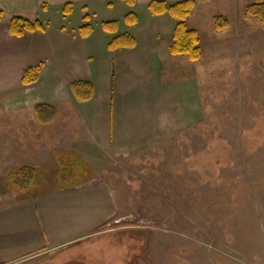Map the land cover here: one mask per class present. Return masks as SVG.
Returning a JSON list of instances; mask_svg holds the SVG:
<instances>
[{"label": "rangeland", "instance_id": "374dc122", "mask_svg": "<svg viewBox=\"0 0 264 264\" xmlns=\"http://www.w3.org/2000/svg\"><path fill=\"white\" fill-rule=\"evenodd\" d=\"M251 2L200 1L187 19L202 36L201 122L134 156L79 157L75 184L104 182L115 213L90 236L13 264H264V24L243 16ZM87 9L94 27L109 17L103 4ZM12 109L0 107V206L60 186L56 163L41 162L29 189L14 187L35 151L4 129L38 124Z\"/></svg>", "mask_w": 264, "mask_h": 264}, {"label": "crops", "instance_id": "0c3cea01", "mask_svg": "<svg viewBox=\"0 0 264 264\" xmlns=\"http://www.w3.org/2000/svg\"><path fill=\"white\" fill-rule=\"evenodd\" d=\"M150 1L136 0L130 6L122 0H0V107L29 110L30 119L38 124L21 130L6 128L3 134L9 139L14 133L26 135V143L35 151L34 167L55 162L57 153L96 162L134 156L201 122L202 36L197 61L171 55L175 22L168 14L151 15ZM200 1L204 0H195V8ZM66 3L71 4V12L63 15ZM98 4L110 9L101 22L118 20V32L131 34L135 46L107 49L111 35L103 31L101 22L92 25L87 9ZM128 12L138 16L136 24L123 23ZM12 16L37 19L44 30L12 36L8 31ZM84 23L92 27L85 36L79 30ZM38 64L37 80L22 85L23 71ZM79 80L94 85L88 101H75L69 91V85ZM37 104L56 108L51 130L39 127L34 114ZM115 210L109 187L96 179L2 205L0 264L80 241L96 232Z\"/></svg>", "mask_w": 264, "mask_h": 264}, {"label": "trees", "instance_id": "16d2710c", "mask_svg": "<svg viewBox=\"0 0 264 264\" xmlns=\"http://www.w3.org/2000/svg\"><path fill=\"white\" fill-rule=\"evenodd\" d=\"M127 5H133L136 0H122ZM195 8V0H179L173 3H167L163 0H151L147 9L151 15L168 14L175 22L169 52L174 56H185L190 61H197L201 56L199 46V34L196 29L188 26L187 19ZM71 12V4L66 3L62 8L63 15ZM245 18L256 17L264 24V0H252L244 9ZM3 17V11L0 9V20ZM87 19V15L84 16ZM220 17H215V29L221 30L222 25L219 23ZM125 25H134L138 22V16L133 12H128L123 17ZM223 22V20H222ZM103 31L111 35L107 49L114 50L119 48H131L135 46V38L127 33H119L118 20H105L100 24ZM92 27L89 23H84L79 27L83 36L89 34ZM44 30L43 24L39 20H29L20 16H12L8 19V31L12 36H23L26 32ZM41 65L28 66L22 73L21 84L30 85L37 80ZM69 91L77 102L90 100L94 94V85L89 80L74 81L69 85ZM34 114L38 122L46 124L51 122L56 115V108L49 104H37L34 107ZM55 163L58 168L59 187H70L76 185L79 178L74 175L70 165L80 163V159L70 153H57ZM41 173L36 167L23 166L15 173L16 178L13 185L18 190L29 189L38 175ZM42 175V174H41Z\"/></svg>", "mask_w": 264, "mask_h": 264}]
</instances>
